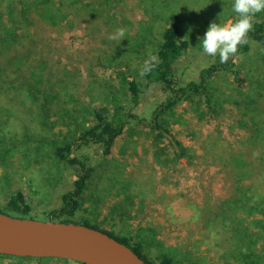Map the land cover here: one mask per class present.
I'll return each mask as SVG.
<instances>
[{
  "label": "rangeland",
  "instance_id": "374dc122",
  "mask_svg": "<svg viewBox=\"0 0 264 264\" xmlns=\"http://www.w3.org/2000/svg\"><path fill=\"white\" fill-rule=\"evenodd\" d=\"M232 2L65 0L52 4L55 19L49 20L41 0H0V208L21 190L33 207L29 217L49 221L76 179L72 167L55 157L57 145L91 125L95 105L111 106L117 96L129 108L122 78L144 80L140 70L161 44L172 10L182 15L190 41L178 63L179 80H197L216 59L202 51L198 37L212 21L237 19ZM117 28L124 36L109 39ZM238 64L248 77L245 87L226 72L211 84L216 113L200 97L167 112L168 129L185 146V157L174 154L169 137L158 145L149 129L136 124L108 157L97 145L76 151L89 156L95 172L71 220L120 239L136 237L156 263L169 254L175 264H264V167L253 141L255 111L264 118V46L253 44ZM247 94L253 96L250 107L227 100ZM163 100L155 87L134 111L150 120ZM235 155L245 161L240 181V165H228L237 164ZM0 264L81 263L0 256Z\"/></svg>",
  "mask_w": 264,
  "mask_h": 264
},
{
  "label": "trees",
  "instance_id": "16d2710c",
  "mask_svg": "<svg viewBox=\"0 0 264 264\" xmlns=\"http://www.w3.org/2000/svg\"><path fill=\"white\" fill-rule=\"evenodd\" d=\"M41 1L46 9L44 18L54 20L55 16L52 14L51 10L53 8L52 4L57 1L61 3L65 0ZM37 2L32 5L35 6ZM60 12L62 13V11ZM47 14H50V18L46 16ZM252 24L253 27L248 32L247 42L238 45V52L234 57H230L227 62L221 64L219 62V57L217 56L211 65L200 71L197 80L182 84L178 77V63L180 59L189 52L190 41L183 33L182 15L172 10L167 15V24L162 35V42L154 53L156 60H150V63H154L155 67L143 76L144 80L142 82L130 74H125L122 78L124 83L123 86L126 88L127 97L130 102L129 108L124 106L122 100L117 96L111 98V106L108 104L95 105L92 111L93 120L91 125L83 128L77 132L76 135L65 138V140L57 145L54 150V155L59 161L67 163L72 167L76 179L74 181L73 189L62 196L63 206L50 213L49 221L59 220L65 223L83 224L95 228L86 222L78 223L71 220L79 210L81 199L95 172V167L89 156L80 157L76 155V151H79L84 147L97 145L100 149L101 155L103 157H108L112 153L116 140L122 136L125 130L132 124L142 125L144 128L149 129L154 137V141L158 145L163 144L164 140L169 137L174 148V154L179 158L185 157L187 154L185 146H183L175 135H171L168 129L165 117L167 112L171 111L183 100L191 97H200L206 108L210 112L216 113L217 104L212 97L213 89L211 84L221 73L226 72L233 74L239 88L246 86L248 77L244 73L243 67L238 64V60L241 56L250 53L253 44L264 46V11L255 13ZM155 87L159 88L165 95V100L155 106L151 113L150 120L142 118L134 111V109L141 104L145 91H149ZM252 97L251 94H247L244 98H238L237 96L236 98H233L232 95H228L227 100L231 101L232 99L234 104H247L248 107H250L253 100ZM253 125L255 126V130L253 131V141L256 144V149H259L260 154L256 159L260 160V166L264 167V118H261L260 114L257 115L256 111L253 118ZM155 158L160 164H163L162 153H156ZM171 159L173 158H170L169 161ZM235 161L237 164L231 166V163H228V165L236 170L237 166L240 165V174L238 173V181H240L241 179L243 180V178L245 179L244 170L241 168L245 165V161H243L238 155H235ZM247 167L249 168V166ZM32 210L33 207L30 204L28 196L21 190L14 192L8 198L5 206L0 208V212L20 218H30L29 214ZM98 230H101L102 232L116 238L121 243L126 244L148 264H175V260L169 254H163L162 258L157 263L151 260L144 253V244L136 237H123L120 239L115 236L116 234L113 235V232L102 229ZM17 258L24 260L38 259ZM48 259L53 260L51 258ZM64 261L69 262L68 260ZM244 264L248 263L245 262Z\"/></svg>",
  "mask_w": 264,
  "mask_h": 264
},
{
  "label": "water",
  "instance_id": "95a60500",
  "mask_svg": "<svg viewBox=\"0 0 264 264\" xmlns=\"http://www.w3.org/2000/svg\"><path fill=\"white\" fill-rule=\"evenodd\" d=\"M0 255L62 259L81 264H148L126 244L101 230L2 212Z\"/></svg>",
  "mask_w": 264,
  "mask_h": 264
},
{
  "label": "clouds",
  "instance_id": "9594fccd",
  "mask_svg": "<svg viewBox=\"0 0 264 264\" xmlns=\"http://www.w3.org/2000/svg\"><path fill=\"white\" fill-rule=\"evenodd\" d=\"M232 11L237 14V19L232 23H209L204 35L198 37L202 51L211 57H219L221 64L227 62L238 52V45L246 43L248 32L252 29V21L257 12L264 11V0H233ZM124 36V29L117 28L109 39H119ZM152 61L156 56L151 57ZM155 67L154 63L144 62L140 75L144 76Z\"/></svg>",
  "mask_w": 264,
  "mask_h": 264
}]
</instances>
